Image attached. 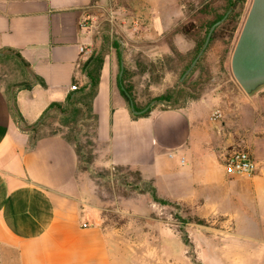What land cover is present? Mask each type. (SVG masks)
<instances>
[{
    "label": "crops",
    "instance_id": "1",
    "mask_svg": "<svg viewBox=\"0 0 264 264\" xmlns=\"http://www.w3.org/2000/svg\"><path fill=\"white\" fill-rule=\"evenodd\" d=\"M107 1L0 0V264H136L117 260L101 208L81 184L87 168L77 142L64 129L39 135L24 128L13 105L26 125L41 129L53 103L67 108L71 99L81 110L90 103L101 164L132 170L159 198L193 206L203 219L220 213L236 237L252 236L244 211L264 189V175L227 174L225 155L236 148L212 119V104L135 116L114 51L105 56L97 95L88 97L90 18Z\"/></svg>",
    "mask_w": 264,
    "mask_h": 264
},
{
    "label": "rangeland",
    "instance_id": "2",
    "mask_svg": "<svg viewBox=\"0 0 264 264\" xmlns=\"http://www.w3.org/2000/svg\"><path fill=\"white\" fill-rule=\"evenodd\" d=\"M243 1L237 7L241 15L236 29L218 32L185 77L186 65L191 66L204 47L210 20L216 13H228V0H108L97 8L95 18H90L91 55L121 51L129 71L128 84L141 109L149 105L177 107L199 100L212 104V119L222 122L235 148L253 153L261 167L259 173L264 175V87L248 95L231 68L232 54L253 2ZM122 4L127 8L119 12ZM191 23L198 26V32L185 35L182 28ZM204 37L203 46L198 48ZM5 78L0 74L1 82ZM167 94L172 95L171 100L158 101ZM217 110L223 113L221 119L213 117ZM82 118L78 113L61 117L54 109L41 134L62 128L81 146L87 170L80 181L101 208L102 224L118 246V261L264 264V189L245 207L244 212L252 217L246 232L252 236L236 237L233 224L229 225L224 215L216 213L203 219L193 206L155 201L151 184L142 182L134 171L101 164L95 121ZM186 236L192 245L185 243ZM206 239L211 247L205 245Z\"/></svg>",
    "mask_w": 264,
    "mask_h": 264
},
{
    "label": "water",
    "instance_id": "3",
    "mask_svg": "<svg viewBox=\"0 0 264 264\" xmlns=\"http://www.w3.org/2000/svg\"><path fill=\"white\" fill-rule=\"evenodd\" d=\"M226 17L227 14L212 25L203 49L183 77L192 71L199 56L209 45L215 28ZM231 68L236 81L248 95H253L264 87V0H253L252 2L232 54ZM124 70L125 63L122 62L120 78H122ZM121 85L126 90L124 84ZM126 93L131 99V109L135 114H143L150 108L149 105L143 109H137L131 93L128 90Z\"/></svg>",
    "mask_w": 264,
    "mask_h": 264
},
{
    "label": "trees",
    "instance_id": "4",
    "mask_svg": "<svg viewBox=\"0 0 264 264\" xmlns=\"http://www.w3.org/2000/svg\"><path fill=\"white\" fill-rule=\"evenodd\" d=\"M241 1H243V0H235V1L228 0V6L230 7L231 11L228 14V16L222 21V23L219 24L215 28V30L213 32V35H212V38H211V41L214 40L218 36V32H220V31L228 30V29H231V28H232L231 31L236 29V26H237V23H238V17L241 15V11L237 10L238 9L237 7H238V4ZM224 16H225V13H222V14L221 13L220 14L219 13H216L214 15V17L208 23V31H209V28L211 29L212 25L215 22L219 21ZM198 29L199 28H198L197 25H195L194 23H191L189 25H184L183 28H182V32L185 35H190V34H193L195 32H198ZM204 41H205V37L200 41L198 48H201L203 46ZM118 56H119L120 61L122 62L123 61V55H122L121 51H118ZM104 59H105V56L102 55V54H92L91 57L88 59V61H86V63H85V66L87 67V74H88V77H89V82H88V85H87V88H88V97L91 98V99H93L97 95V93H98L99 83H100L101 69H102V66H103V63H104ZM151 65H153V63H151ZM189 67H190V64H187L185 69H187ZM128 73H129V71H128V68L126 66L125 67V70H124V73H123V76H122V78H120V84H122V83L124 84L126 90H128L131 93L132 98L134 99V94L132 92L133 91L132 90V86H130L128 84ZM126 90L123 89L122 88V85H121V91H122L123 95L126 97L128 103L130 104V100L131 99L127 95ZM171 99H172V95L171 94H167L165 96L160 97L158 99V101L166 102V101L171 100ZM134 101H135V99H134ZM74 102L75 101H73L71 99L69 100V104L70 105L74 104ZM70 105L66 108L61 103H53L50 106V108L51 109H57V111L59 112V115L61 117L62 116L63 117H67V116H70V115H72L74 113H78V114L83 115V117H84V118H82L83 120L84 119L87 120V119H91L92 118L95 121L96 116L93 115V113L91 112L90 103H85L84 108L82 110L81 109H78V108L76 109L75 106L70 107ZM135 106H136L137 109H141V108H139V106H138V104H137L136 101H135ZM152 109L153 108L150 107L143 114H135L134 112L133 113H134L135 116L147 115V114H149L152 111ZM13 110L16 113V115L20 117V121H21V123H22V125H23L24 128H26V129L32 128V130H35L37 132V134L41 135V130L43 128L40 129L38 127H33V126L26 125L24 123V120L21 117V115H20L17 107L14 106V105H13ZM49 116H50V113L47 116V118L42 122L43 127H45L47 125L46 122H47ZM60 130H63V129L62 128H59V129H56V130H54V131H52L50 133L58 132ZM67 135L70 138H72V139L75 140L74 135L73 134H70V132L67 133ZM75 142H76V140H75ZM77 147H78L79 154H80L81 166H83V163H85V159H84V155L82 154V148L78 144H77ZM118 168H125V167H118ZM147 183H149V182H147ZM150 188H151V194H152L153 199L155 201H159V202H162V203L168 202L167 200L161 199V198H159L157 196L156 190H155V188L153 187L152 184H151V187ZM184 241H185V243L187 245H192L191 242H190V240H189V237L188 236H186L184 238Z\"/></svg>",
    "mask_w": 264,
    "mask_h": 264
},
{
    "label": "built area",
    "instance_id": "5",
    "mask_svg": "<svg viewBox=\"0 0 264 264\" xmlns=\"http://www.w3.org/2000/svg\"><path fill=\"white\" fill-rule=\"evenodd\" d=\"M82 50H84V48H82ZM71 88L77 90L79 86L75 83ZM213 117L215 119H221L223 113L217 110L213 113ZM225 169L227 174L231 176L253 177L259 173L261 167L250 150L236 148L225 155Z\"/></svg>",
    "mask_w": 264,
    "mask_h": 264
},
{
    "label": "flooded vegetation",
    "instance_id": "6",
    "mask_svg": "<svg viewBox=\"0 0 264 264\" xmlns=\"http://www.w3.org/2000/svg\"><path fill=\"white\" fill-rule=\"evenodd\" d=\"M230 11H231V9H229L228 13H226V14H227V16H228V14L230 13ZM226 14H225V15H226Z\"/></svg>",
    "mask_w": 264,
    "mask_h": 264
}]
</instances>
